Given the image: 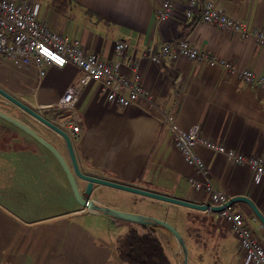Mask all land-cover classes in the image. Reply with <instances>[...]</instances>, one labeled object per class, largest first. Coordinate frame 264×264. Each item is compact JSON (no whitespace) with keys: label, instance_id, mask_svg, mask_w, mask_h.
I'll list each match as a JSON object with an SVG mask.
<instances>
[{"label":"crops","instance_id":"crops-1","mask_svg":"<svg viewBox=\"0 0 264 264\" xmlns=\"http://www.w3.org/2000/svg\"><path fill=\"white\" fill-rule=\"evenodd\" d=\"M34 1L40 4L41 21L79 39L86 52H100L105 60L115 62V42L125 41L127 56L139 62L142 83L152 92L156 104L152 106L149 100L140 98L129 106L116 105L108 100L100 80H89L76 105L81 134L75 138L69 131L82 172L212 205L207 191L195 186L194 180H202V175L183 159L158 107L166 108L184 129L198 126L206 139L264 159L263 87L247 83L236 72L186 56L155 63L144 55L149 45L187 38L194 46L209 50L238 68L264 74V46L256 39L205 22L198 10L188 16V0H172V14L164 21L158 19V10L165 0ZM210 1L234 19L264 29V0ZM121 70L130 73L125 64ZM82 76V70L72 63L63 68L51 65L39 82L35 66L16 67L6 60L0 62V86L55 123L66 119L69 113L52 104ZM18 118L31 126V120L39 124L69 156L67 145L57 132L30 115ZM11 125L0 117V131H16ZM196 150L208 165L212 183L229 199L247 196L264 212V177L256 180L249 166L236 164L224 153L204 145H198ZM1 151L39 155L35 147H0ZM42 156L49 164L48 157ZM62 173L56 168L52 175L56 184L62 185L60 192L54 198L45 193L43 198L42 190L39 191L33 207L25 203L26 194L15 196L12 185L2 188L0 183V264H127L119 259L115 240L134 222L76 205L72 188L67 187ZM78 183L81 190L86 188V180L78 177ZM48 184L45 188L49 194L54 193L53 184ZM92 192V198L100 204L171 222L187 243L188 264H244V252L231 225L208 210L111 190L102 184H95ZM59 196L65 200L66 209L48 213L49 203L58 201ZM233 204L244 213L254 233L264 235V225L250 205L245 201ZM171 208L172 219L170 214L165 216L166 209ZM177 210L187 215L177 217ZM196 216L205 217L206 222L196 220ZM140 229L144 230L141 226ZM165 231L161 228L158 234L162 239H172L168 248L171 264H183L180 245Z\"/></svg>","mask_w":264,"mask_h":264},{"label":"built area","instance_id":"built-area-1","mask_svg":"<svg viewBox=\"0 0 264 264\" xmlns=\"http://www.w3.org/2000/svg\"><path fill=\"white\" fill-rule=\"evenodd\" d=\"M186 11L191 16L198 10L203 21L239 33L242 37H253L264 46V29L250 26L247 21L236 20L219 10L210 0H188ZM172 0L162 2L158 10L160 21L168 20L172 14ZM40 4L34 0H0V62L6 60L16 67L35 66L39 82L45 77L48 66L63 68L68 63L78 66L83 76L68 86L59 100L52 105L67 111L68 117L57 122L61 128L70 131L73 137L81 134L76 105L82 88L91 79L102 82L111 103L125 107L145 98L156 106L153 94L142 83L139 62L127 56L128 45L117 40L114 45L115 62L107 61L100 52H86L79 39L71 38L51 29L39 19ZM144 55L155 63L175 60L186 56L204 61L212 66H221L231 73H238L249 84L264 88V74L249 68H238L233 62L219 58L209 50L194 46L187 38L165 42L159 46L149 45ZM125 64L130 73L121 70ZM165 122L174 135V141L183 159L193 165L202 175V180H194L197 188H204L213 205H223L222 210L212 212L217 219L227 221L232 228L240 248L244 252V264H264V235H256L244 213L234 204L227 205L228 195L217 188L209 178V168L196 148L204 145L214 151L224 153L232 162L249 166L256 180L264 177V159L248 156L228 149L224 144L213 142L200 134L198 126L184 129L180 127L166 108H159ZM264 214V212H263Z\"/></svg>","mask_w":264,"mask_h":264},{"label":"water","instance_id":"water-1","mask_svg":"<svg viewBox=\"0 0 264 264\" xmlns=\"http://www.w3.org/2000/svg\"><path fill=\"white\" fill-rule=\"evenodd\" d=\"M0 94L4 96L6 99L14 102L18 106H20L23 110H25L28 114L32 115L34 118L57 132L59 135H61L67 145L69 156L66 157L58 147H56L49 139L41 135L37 130H35L33 127L19 119L18 117H15L14 115L0 109V117L4 120H7L8 122L14 124L15 126L21 128L22 130L28 132L33 137H35L37 140H39L44 146H46L58 159L62 167L64 168L73 194L77 200V202L84 208L88 210L103 212L107 215H110L115 218H119L126 221H131L138 224L143 225H161L167 230L171 232V234L176 238L178 244L180 245L181 250L184 253V261L183 264H188V247L187 243L181 234V232L168 220L159 218L156 216L143 214V213H136V212H129L126 210H121L112 206L103 205L98 202H96L90 195L94 188L95 184H102V185H108L111 187L119 188L122 190L134 192L137 194H141L144 196L152 197L158 200L199 209V210H208L212 212H216L219 210H222L224 208L223 205H211V204H200L196 202H192L189 200H185L182 198H178L175 196H171L168 194L160 193L157 191L141 188L138 186H134L128 183H123L115 180H111L104 177H99L91 174H86L82 172L78 165L77 156L75 153V149L72 143V137L69 133V131L61 128L58 124L50 120L49 118L45 117L40 111L37 109L27 105L22 100L5 90L0 86ZM78 177L82 178L87 181L86 188L84 190H81L79 183H78ZM237 201H245L247 202L250 207L253 209L255 214L258 216V218L261 220L262 224L264 225V214L263 212L256 206V204L247 196L244 195H237L231 199L228 200L227 205L232 204Z\"/></svg>","mask_w":264,"mask_h":264},{"label":"rangeland","instance_id":"rangeland-1","mask_svg":"<svg viewBox=\"0 0 264 264\" xmlns=\"http://www.w3.org/2000/svg\"><path fill=\"white\" fill-rule=\"evenodd\" d=\"M0 107L8 109V113L14 115L15 117H23L24 118L25 115L19 114L20 110L24 111L25 114H28L20 106H18L17 104H15L12 101L6 99L1 94H0ZM16 107H17V109H16ZM11 112H13V113H11ZM5 121L8 122L7 120H5ZM30 122L32 123V126L29 123H28V125H30L35 130H37L41 135H43L44 137L49 139L56 147H58L60 149L61 152L66 153L65 150L63 149L62 145L57 140L50 138L47 133H45L43 130H41V127L39 124H37L36 122H34L32 120ZM8 123H10V122H8ZM10 124H12V123H10ZM11 126H14L16 128V131H14V132H7V131H3V130L0 131V147H3V148L4 147H10V148H13V147H23V148L35 147L36 149H38L39 155L40 154L41 155L39 156V155H36L35 153H32V152H27L30 154L29 155V154L23 153V152H13V151L4 152V151H1L0 152V183H1L2 188L3 187L9 188L12 185L11 190L14 191L15 196L20 194L19 196L22 195L25 197V195H23V193L26 194L27 199H26L25 203L27 204V206L33 207L36 205V201L38 200V199H36V196H38L37 193H39V191L42 190L43 198L45 196L44 195L45 193H47L48 198H51V197L54 198L56 193L60 192L62 185L60 183L56 184V182L53 180L54 178L52 176V175H54V170H56V168H57V171L59 173L61 172V174H63L62 172H64L63 176L66 177V180L68 182V183L67 182H65V183H66L67 187L69 186L71 188L68 176H67L64 168L62 167V165L60 164V162L56 158V156L46 146H44L39 140H37L35 137H33L31 134H29L28 132L22 130L21 128H19L17 126H15L14 124H12ZM66 151H67V149H66ZM42 155H44V157H46V158L48 157V159L50 160L49 164H48V161L47 162L45 161V158H43ZM49 182H51L53 185L50 184ZM46 183L47 184L49 183L50 185H52L51 187L53 188L52 191L54 193L49 194L48 189L45 188ZM41 185H43V186H41ZM83 186H84V183H83ZM102 186H104L105 188H109L111 190L123 191L122 189L111 187L108 185H102ZM51 187H50V189H51ZM68 190H70V189H68ZM92 193L93 192H91V195H90L91 197H92ZM33 198H34V200H33ZM60 199L61 198L59 196L58 201L55 200L54 202L49 203V208L47 210L48 213H50V214L57 213V212H61V211L66 209L65 200L61 201ZM76 205L81 206L78 202H76ZM43 213H45V210L43 211ZM174 213H176L177 217H182V218L187 215L182 210H177ZM168 214H170V219H172V208L166 209L165 216H168ZM117 230H119V229H117ZM165 232H168L167 233L168 236H170V237L172 236L171 232H169L168 230ZM163 240H164V242L166 244V248L168 250V248L170 247V244L172 245V239L170 241H168V240H165L163 238ZM168 252L170 254V251H168ZM189 257H190V254H189V250H188V258Z\"/></svg>","mask_w":264,"mask_h":264},{"label":"trees","instance_id":"trees-1","mask_svg":"<svg viewBox=\"0 0 264 264\" xmlns=\"http://www.w3.org/2000/svg\"><path fill=\"white\" fill-rule=\"evenodd\" d=\"M188 217L191 219V214ZM195 219L206 222L202 216H196ZM161 228L164 227L134 223L126 232L118 234L115 247L119 259L127 264H171L166 244L158 234Z\"/></svg>","mask_w":264,"mask_h":264},{"label":"flooded vegetation","instance_id":"flooded-vegetation-1","mask_svg":"<svg viewBox=\"0 0 264 264\" xmlns=\"http://www.w3.org/2000/svg\"><path fill=\"white\" fill-rule=\"evenodd\" d=\"M16 109H17V107H16ZM38 111H39V110H38ZM19 114H21V115H25V116L30 115V114H25V112L22 111V110L19 111ZM30 116H32V115H30ZM32 117H33V116H32Z\"/></svg>","mask_w":264,"mask_h":264}]
</instances>
